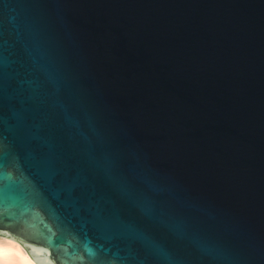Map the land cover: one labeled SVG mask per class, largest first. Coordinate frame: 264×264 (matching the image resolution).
I'll use <instances>...</instances> for the list:
<instances>
[{"label": "water", "instance_id": "1", "mask_svg": "<svg viewBox=\"0 0 264 264\" xmlns=\"http://www.w3.org/2000/svg\"><path fill=\"white\" fill-rule=\"evenodd\" d=\"M5 137L36 264H264V0H0Z\"/></svg>", "mask_w": 264, "mask_h": 264}, {"label": "snow or ice", "instance_id": "2", "mask_svg": "<svg viewBox=\"0 0 264 264\" xmlns=\"http://www.w3.org/2000/svg\"><path fill=\"white\" fill-rule=\"evenodd\" d=\"M38 164L42 168H48L54 165L61 169H65L71 166L72 160L71 157L53 155L39 161ZM14 166H16V160L12 155V146L10 142H7L6 137L0 138V175L11 180V176L5 173L3 170ZM29 264H31V261H29Z\"/></svg>", "mask_w": 264, "mask_h": 264}, {"label": "bare ground", "instance_id": "3", "mask_svg": "<svg viewBox=\"0 0 264 264\" xmlns=\"http://www.w3.org/2000/svg\"><path fill=\"white\" fill-rule=\"evenodd\" d=\"M36 264L20 243L0 235V264Z\"/></svg>", "mask_w": 264, "mask_h": 264}]
</instances>
